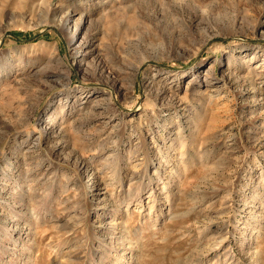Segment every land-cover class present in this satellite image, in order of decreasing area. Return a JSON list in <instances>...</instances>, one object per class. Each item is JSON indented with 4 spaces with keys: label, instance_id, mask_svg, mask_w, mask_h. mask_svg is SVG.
Returning a JSON list of instances; mask_svg holds the SVG:
<instances>
[{
    "label": "rangeland",
    "instance_id": "rangeland-1",
    "mask_svg": "<svg viewBox=\"0 0 264 264\" xmlns=\"http://www.w3.org/2000/svg\"><path fill=\"white\" fill-rule=\"evenodd\" d=\"M0 264H264V0H0Z\"/></svg>",
    "mask_w": 264,
    "mask_h": 264
},
{
    "label": "bare ground",
    "instance_id": "bare-ground-1",
    "mask_svg": "<svg viewBox=\"0 0 264 264\" xmlns=\"http://www.w3.org/2000/svg\"><path fill=\"white\" fill-rule=\"evenodd\" d=\"M98 103V102H97Z\"/></svg>",
    "mask_w": 264,
    "mask_h": 264
}]
</instances>
